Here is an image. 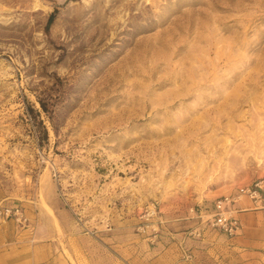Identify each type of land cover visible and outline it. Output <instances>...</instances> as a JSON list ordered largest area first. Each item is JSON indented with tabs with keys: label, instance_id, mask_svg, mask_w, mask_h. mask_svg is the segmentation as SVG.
I'll return each mask as SVG.
<instances>
[{
	"label": "rangeland",
	"instance_id": "obj_1",
	"mask_svg": "<svg viewBox=\"0 0 264 264\" xmlns=\"http://www.w3.org/2000/svg\"><path fill=\"white\" fill-rule=\"evenodd\" d=\"M260 179L264 0H0L16 245L63 264H230L232 237L205 220L224 196L264 208L246 192Z\"/></svg>",
	"mask_w": 264,
	"mask_h": 264
},
{
	"label": "crops",
	"instance_id": "obj_2",
	"mask_svg": "<svg viewBox=\"0 0 264 264\" xmlns=\"http://www.w3.org/2000/svg\"><path fill=\"white\" fill-rule=\"evenodd\" d=\"M236 216L241 228L230 239L232 247L229 252L235 259L228 260L229 263L264 264V208H240ZM17 238L11 219L0 223V264H63L53 255L48 245H16ZM171 264L188 263L176 259Z\"/></svg>",
	"mask_w": 264,
	"mask_h": 264
},
{
	"label": "built area",
	"instance_id": "obj_3",
	"mask_svg": "<svg viewBox=\"0 0 264 264\" xmlns=\"http://www.w3.org/2000/svg\"><path fill=\"white\" fill-rule=\"evenodd\" d=\"M246 192L249 196L255 199L261 207H264V179L258 180L254 183L252 188H248ZM238 197L224 196L214 203V211L209 218L205 220L207 225L221 234L232 237L236 235L241 228V223L235 214L234 203ZM7 219L13 220L17 225H25L27 218L24 216L23 211L18 206H5L0 205V222ZM193 234L200 236L199 228L193 231ZM186 259L192 257L191 254L184 253Z\"/></svg>",
	"mask_w": 264,
	"mask_h": 264
},
{
	"label": "trees",
	"instance_id": "obj_4",
	"mask_svg": "<svg viewBox=\"0 0 264 264\" xmlns=\"http://www.w3.org/2000/svg\"><path fill=\"white\" fill-rule=\"evenodd\" d=\"M52 22V15L50 16L49 20H48V24H51Z\"/></svg>",
	"mask_w": 264,
	"mask_h": 264
}]
</instances>
